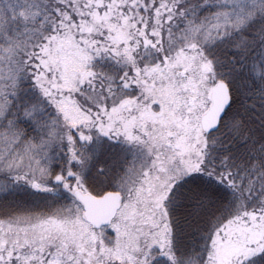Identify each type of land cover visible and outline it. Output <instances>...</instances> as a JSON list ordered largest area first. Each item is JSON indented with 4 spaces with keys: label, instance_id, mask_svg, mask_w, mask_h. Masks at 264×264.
Listing matches in <instances>:
<instances>
[{
    "label": "snow or ice",
    "instance_id": "1",
    "mask_svg": "<svg viewBox=\"0 0 264 264\" xmlns=\"http://www.w3.org/2000/svg\"><path fill=\"white\" fill-rule=\"evenodd\" d=\"M0 264H264V0H0Z\"/></svg>",
    "mask_w": 264,
    "mask_h": 264
}]
</instances>
